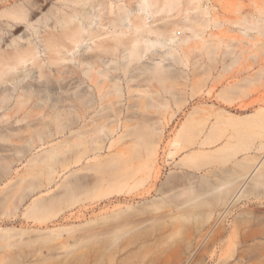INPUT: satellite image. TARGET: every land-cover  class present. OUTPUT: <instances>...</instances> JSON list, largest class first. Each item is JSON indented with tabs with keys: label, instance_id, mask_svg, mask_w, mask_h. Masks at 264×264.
I'll return each mask as SVG.
<instances>
[{
	"label": "rangeland",
	"instance_id": "374dc122",
	"mask_svg": "<svg viewBox=\"0 0 264 264\" xmlns=\"http://www.w3.org/2000/svg\"><path fill=\"white\" fill-rule=\"evenodd\" d=\"M27 1V7L36 6L42 14L57 7L71 12L74 5L87 9L94 36L81 47L84 54L94 53L87 45L110 40L115 30H125L127 39L140 35L152 41L158 32L184 22L198 28L200 35L185 28V38L173 44L178 61H164L172 65L171 77L165 84L154 80L157 85L150 86H172L173 93L160 90L164 87L159 89L164 95L147 91L156 96L154 106H148L150 94L133 96L134 88L146 92L144 82H129L123 69L114 71L120 75L123 96L96 93L97 109L106 110L100 111L104 117L92 113L99 122L119 125L102 148L76 147L70 132L37 146L45 124L30 125L22 116H6L15 104L2 108L0 102V264H264V29L245 24L261 21L264 26V0H204L209 15L193 9L191 21L177 9L154 16L142 10L140 0ZM165 1L158 0L159 5ZM17 4L4 0L0 14ZM121 7L136 21L146 16L142 32H134L130 19L118 22L124 14ZM113 21L120 25L115 28ZM20 25L10 33L0 30V51L11 50L13 38L28 32L26 22ZM51 25L38 23L41 34L60 31ZM160 39L167 44L160 43L155 54L150 52L139 64L161 59L170 42ZM41 49L39 60L47 76L40 82L49 90L69 98L88 89L89 79L84 83L76 77L61 88L56 75L48 74V52ZM23 70L33 77L39 73L33 63L19 72ZM136 73L137 78L145 76ZM70 105L68 100L63 109L66 120L74 115ZM210 129L216 142L202 143ZM65 137L68 145L49 151L51 144ZM176 138L182 141L177 151ZM76 154L83 156L81 161L76 162ZM261 158L259 181L250 180L244 193L236 195ZM213 183L223 184L228 193L218 202L211 200L214 204H203L202 196L208 198L210 194H203ZM68 227H76V234L64 231L57 241L46 238L48 229ZM85 232L90 234L85 241L78 240L83 245L79 253L76 235ZM89 235L96 237L90 240ZM59 241L67 246H54ZM73 245L79 254L87 251V258L76 260Z\"/></svg>",
	"mask_w": 264,
	"mask_h": 264
},
{
	"label": "bare ground",
	"instance_id": "6f19581e",
	"mask_svg": "<svg viewBox=\"0 0 264 264\" xmlns=\"http://www.w3.org/2000/svg\"><path fill=\"white\" fill-rule=\"evenodd\" d=\"M3 1L4 0H0V6H2ZM12 1L16 4L19 2V0ZM28 2L29 1L27 0H23L22 2L17 4V6H14V8L6 9L0 14L1 31H6L9 33L13 32V30L18 29V27L21 26L20 24H22L23 22L27 23L26 29L28 31L18 38H13L12 42L10 43L13 47L11 50L0 51V102L2 104V108L10 107L9 105L12 103L15 104L14 107L10 108L9 111L5 114L6 116H22L23 120L28 119L30 125L36 124L38 123V121L39 124H45V128L39 132L40 142H38L37 146H45L46 144H50V142L52 141L51 139H53L52 137H57L58 135L64 136L68 132H70L75 136L73 143H76V147H79L80 144L81 147L88 148V150H96L102 148V143L106 138H108V136L113 134L115 131H118L119 125H115L114 123H112V125L110 126L108 125L109 123H106V121L105 123H103V121L99 122L97 119L100 118H95V115L93 116L92 113L98 111L97 115L102 116L101 113L104 112L100 111L105 109H97L98 103L96 101V93H98L100 97L105 94V96H108L107 94L109 93H114L117 96H123V85L120 75H116L114 71L118 72V70L122 71L123 69V73H125V75L129 74V82L135 80L138 81V85H141L144 82V84L149 87L144 93L141 92V89L134 88L133 92L136 93H134L133 96H141L143 94L144 97H147V94H150L153 97V94L148 93L149 91L152 92L153 90H155L153 91L154 93H160L161 95L164 94L162 91L161 93L160 90L173 93L172 86L169 87L164 85L167 79L171 77L169 68L172 65L170 63L166 65L164 64V61L167 59H171V61H178L177 53L173 47V44L176 41L183 40L185 38V36H183V33L185 34V28L192 31L195 36L200 35L198 32V28H195L192 25L184 22L181 27L180 25H178L176 28L158 32L157 35L159 37L153 39L152 41H147L140 35L127 39L125 37V30H121L120 32L115 30L113 33L114 36L111 37L110 40H94V45H87V50H93L95 51L94 53L84 54L81 51V47L86 40L88 42V40L92 39L94 36L93 31L91 30L92 14L87 9H78L74 5L71 12L63 7H57L54 11H52L51 14H42L38 11L35 3L32 4L35 7H27ZM140 4L142 5V10L152 13L154 16L158 12L162 11L171 13L175 9L182 10V12L185 11L187 14V18L188 20L190 19V21L192 20L190 12L193 9H195L199 14L209 15V6L205 5L204 0H186V2L185 0H166L163 5H159L158 0H140ZM121 9L124 14L119 16L118 22L121 24L126 19H130L134 32L137 34L142 32L145 27L144 21L146 19V16L141 15L140 21H136L130 18V14L126 7H121ZM50 21L52 23H50ZM38 23H42L45 26L52 24L51 27L53 29H60V31L58 32L52 30L42 35ZM113 24L115 28L120 25L117 23V21H113ZM245 24L247 25V27L255 28L260 32L264 29L261 21L247 20ZM15 25L16 28H14ZM28 29H33V33L29 32ZM34 35H37V39ZM160 36H163L167 41L170 42V46L167 48L165 53H162L160 55L161 59L156 61L155 64H145L143 66L139 64L150 52L152 54H155L154 49L157 48L160 43L163 47L167 44L166 41L165 43L160 42ZM42 46L43 51L48 52V74L56 75L61 88L66 87L68 81L76 77L82 79V82L84 83L87 81L85 80V78H88L91 82V84L88 86V89L77 91L69 98H63L56 95L58 93L55 94L54 92H52V89L49 90L48 85L41 83L40 81L43 80L42 78L47 76L44 71L45 65L39 60L40 52H42ZM29 63L37 65L39 73L36 77H33L31 71L28 70L19 72L21 68ZM73 64L75 67L73 66ZM135 68L139 71H135ZM111 69H113V72ZM136 72H140V76H142L143 74H145V76L143 78H137L138 73ZM154 80H157L159 83L164 82V84H161V86H159L160 88H164H159V90L157 86L156 89H154V87H151L150 89V86H152V84L154 86L157 85L156 83L154 84V82H152ZM64 83H66V85H64ZM108 84L109 87L107 86ZM130 88L131 86H129V90ZM151 96H148V106H154L157 103L156 96H154L153 98ZM46 98L50 100V103ZM103 98H100V101L104 104V101H102ZM68 100L72 102V105H70V107L73 108L74 115L70 119L66 120L63 118V114H65L63 112V109L67 107ZM41 101H44V104H40ZM117 101L118 103L120 102V100ZM160 105L166 106V103L160 102ZM106 106L103 105V107ZM115 110L117 111L118 109ZM257 116L261 117V114H257ZM47 118L51 119L47 120ZM52 119H54L56 123H51ZM125 128L126 130H132V127H130L129 125H125ZM213 128L214 126L212 125L211 129ZM201 130L202 129H200L199 131L200 133L202 132L201 134H203L204 130ZM212 131L215 130L213 129ZM212 131L211 133H207L206 137L202 140V143L216 142L215 139H212V137H214L215 135L210 137V134L213 135ZM152 133L153 130H151V134ZM226 140H228L227 142H229V140H231L230 136L227 137ZM68 142H70L69 138L65 137L63 140L55 144H51V149L49 151H52V153H54L60 146L63 147V145L65 146V144L68 145ZM157 145L158 144H155L154 147ZM174 145L176 146L175 151H177L179 147L182 146L181 139L176 138L174 141ZM261 145L264 146V143L262 142ZM81 147L80 149H83ZM86 150L87 149H85V151ZM77 156H79V154ZM82 157L83 156L80 155L76 159V162L81 161ZM262 164V158L254 163L251 173L246 176L245 180L236 189V195H241L242 193H244L245 188L250 180H254L256 182L259 181V170ZM210 185L212 186V184ZM209 186L208 191L207 188L205 189L207 192L204 193L202 191L201 193H204L203 195H205L206 193L210 195L207 196V199L205 198L206 195L202 196L201 201H205V203L200 201V204H209V201L210 204H214L211 200H215L218 202L228 193V190H224L223 184L215 185L213 183L212 187ZM200 194L199 196L201 197L202 194ZM211 195L212 197L210 198ZM197 196L195 198H197ZM200 197H198V199ZM203 197L205 198V200H203ZM227 203L228 201L226 202V204ZM74 229H76V227H68L60 230L48 229L46 238H48V241H57L58 238H61L64 235V231H67L68 233L72 232V230L74 231ZM88 231H90V229H88ZM90 232H85V234L83 233L86 236H84L83 234H81V236L76 235L78 236L77 240L75 238V233L73 234V238L76 241H78L79 239H84L83 241H85V237L88 238L87 234H90ZM94 235L96 234L94 233ZM82 236L84 238H82ZM90 236L93 237L92 239H94L97 235L95 237L89 235V239L91 238ZM76 241L74 244L77 246V250L79 251L83 245H80L81 241H78L77 245ZM53 244L58 248L67 246L61 241H59L57 245L55 244V242ZM75 245H73L74 248L72 252L76 250ZM57 247L56 249H58ZM77 250L76 252H73V255L74 253L75 255L78 254V256H75L76 260L79 258H81L82 260L85 255L86 257L84 258H87V251H84V255L83 253L79 254L81 253V251L77 253Z\"/></svg>",
	"mask_w": 264,
	"mask_h": 264
}]
</instances>
